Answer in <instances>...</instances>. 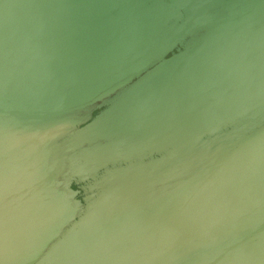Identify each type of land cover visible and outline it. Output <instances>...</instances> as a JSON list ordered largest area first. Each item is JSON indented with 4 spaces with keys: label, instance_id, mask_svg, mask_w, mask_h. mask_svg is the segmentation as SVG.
Wrapping results in <instances>:
<instances>
[{
    "label": "water",
    "instance_id": "obj_1",
    "mask_svg": "<svg viewBox=\"0 0 264 264\" xmlns=\"http://www.w3.org/2000/svg\"><path fill=\"white\" fill-rule=\"evenodd\" d=\"M0 264H264V0H0Z\"/></svg>",
    "mask_w": 264,
    "mask_h": 264
}]
</instances>
